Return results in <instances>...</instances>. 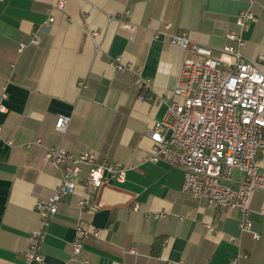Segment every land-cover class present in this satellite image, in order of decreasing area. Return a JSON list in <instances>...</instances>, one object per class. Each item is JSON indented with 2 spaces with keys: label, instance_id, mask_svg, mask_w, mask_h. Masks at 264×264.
Returning <instances> with one entry per match:
<instances>
[{
  "label": "crops",
  "instance_id": "crops-1",
  "mask_svg": "<svg viewBox=\"0 0 264 264\" xmlns=\"http://www.w3.org/2000/svg\"><path fill=\"white\" fill-rule=\"evenodd\" d=\"M58 1L0 0V264H24L40 227L36 203L61 182L62 170L45 158L58 145L121 163L126 177L94 189L84 165L34 264H264V190L251 195L253 232H244L241 210L194 198L180 167L148 158L149 131L173 99L187 55L164 32L185 31L215 52L239 32L242 52L263 67L264 0L251 7L255 21L245 30L236 23L243 0ZM117 57L149 81L147 98H139L133 70L115 67ZM60 115L71 117L65 133L55 128ZM236 172L234 188L243 178ZM80 225L89 236L77 254Z\"/></svg>",
  "mask_w": 264,
  "mask_h": 264
},
{
  "label": "built area",
  "instance_id": "built-area-1",
  "mask_svg": "<svg viewBox=\"0 0 264 264\" xmlns=\"http://www.w3.org/2000/svg\"><path fill=\"white\" fill-rule=\"evenodd\" d=\"M243 1L247 8L238 15L236 23L245 30L255 21L251 7L257 0ZM65 2L59 0L57 6L62 8ZM164 34L187 55L178 73L173 99L149 131L153 151L148 158L180 167L184 171L185 192L205 199L211 206L241 210L240 229L253 232L249 218L251 195L256 190H264V168L260 166V157H264V66L242 52L245 41L239 32H228L226 37L230 43L218 52L193 42L185 31ZM33 42H38L36 37ZM259 60L263 61L264 57ZM113 63L119 70H133L140 89L139 98H147L149 81L139 69L120 57ZM0 111H6L3 103ZM70 120L68 115L58 116L55 128L65 133ZM45 158L62 170V178L53 194L36 203L40 227L31 234L24 264L44 260L42 247L47 227L59 203L74 192L84 165L89 168L85 184L94 189L109 178L121 182L126 177V168L121 163L99 160L92 152L74 155L60 145L49 146ZM236 171L243 178L234 188L230 182ZM78 204L85 209V198ZM77 231L74 250L78 254L89 231L81 225ZM254 235L259 237L257 233ZM237 261L235 257L234 263Z\"/></svg>",
  "mask_w": 264,
  "mask_h": 264
},
{
  "label": "rangeland",
  "instance_id": "rangeland-1",
  "mask_svg": "<svg viewBox=\"0 0 264 264\" xmlns=\"http://www.w3.org/2000/svg\"><path fill=\"white\" fill-rule=\"evenodd\" d=\"M235 173H237V172H235ZM235 173H234V175H235Z\"/></svg>",
  "mask_w": 264,
  "mask_h": 264
}]
</instances>
